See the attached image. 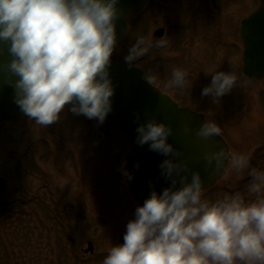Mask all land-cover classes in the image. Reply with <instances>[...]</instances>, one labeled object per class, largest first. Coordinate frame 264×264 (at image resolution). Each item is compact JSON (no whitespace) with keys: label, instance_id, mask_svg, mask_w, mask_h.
<instances>
[{"label":"clouds","instance_id":"obj_1","mask_svg":"<svg viewBox=\"0 0 264 264\" xmlns=\"http://www.w3.org/2000/svg\"><path fill=\"white\" fill-rule=\"evenodd\" d=\"M118 3L0 0V43L8 46L11 57L4 69L18 78L15 102L37 125L57 122L68 106L76 115L106 121L115 94L109 66L118 47ZM167 43L166 38L155 43L138 38L124 62L131 68L153 47ZM206 73L211 84L202 95L217 104L239 81L235 70ZM146 80L156 83L153 75L147 74ZM189 86L188 73L181 68L174 69L165 84L169 89ZM183 131L187 135L193 129L185 125ZM136 132L138 145L169 157L160 168L171 186L162 193L152 191L137 206L123 244L112 246L103 264H264V168L252 166L251 154L227 147L204 155L212 176L246 173L250 178L245 192L211 201L201 172L193 171L182 159L185 154L169 143L174 134L170 125L152 119ZM196 135L211 140L222 137L223 131L206 116Z\"/></svg>","mask_w":264,"mask_h":264},{"label":"rangeland","instance_id":"obj_2","mask_svg":"<svg viewBox=\"0 0 264 264\" xmlns=\"http://www.w3.org/2000/svg\"><path fill=\"white\" fill-rule=\"evenodd\" d=\"M218 1L232 12L234 24L240 19V13L245 15L243 2ZM208 3L207 0H161V4L157 3V7L154 5L146 15L135 20L113 58L125 63L124 57L138 38H150L155 43V30L173 27L169 44L153 47L151 55L148 53L149 56L145 55L137 62L146 60L157 80L161 77L169 80L170 68H181L187 73L188 68L197 69L202 63L198 60L215 45V39L207 36L214 20L205 15L204 19L192 24L191 15L201 4ZM231 40V55L222 60L225 51L217 49L216 65L196 77L199 93L195 94L194 108L207 113L208 118L222 128L231 150L250 153L252 166L264 168V80L251 82L247 79L242 71L240 46L234 43L236 39ZM225 50L230 51L226 47ZM213 70H235L239 76L237 86L219 104L202 95L203 89L211 84V76L206 72ZM166 89L180 100L176 89ZM190 92L185 88L181 94L189 96ZM130 151L128 138L101 130L84 115L73 116L70 106L57 122L45 127L37 125L31 118L0 123V178L9 181L7 192L0 196V203L16 197L19 190L17 172L20 170L28 198L15 206L21 212L24 208L29 210L26 204L30 199L36 203L39 200L61 222L57 221L59 228L47 224V230L35 232L32 224L30 228L34 233L28 237V241L32 238L29 243L20 236L21 240L8 245L11 251L15 249L18 253L19 260L11 263L103 264L108 250L123 244L126 225L135 218V210L140 206L125 180V162ZM117 165L118 173L115 171ZM249 179L246 173L238 177L229 173L205 196L215 201L238 191L245 192ZM89 243L93 251L86 254Z\"/></svg>","mask_w":264,"mask_h":264},{"label":"water","instance_id":"obj_3","mask_svg":"<svg viewBox=\"0 0 264 264\" xmlns=\"http://www.w3.org/2000/svg\"><path fill=\"white\" fill-rule=\"evenodd\" d=\"M147 3L148 0H119L117 44L126 38L130 20L141 13ZM162 34L163 30H159L155 35L162 37ZM241 36L245 47L244 73L252 81L261 80L264 78V0H261L259 9L243 21ZM7 47L0 43V121L28 117L15 102L17 92L14 83L18 78L4 69V64L11 60ZM109 73L115 94L111 98L112 111L103 125L125 134L131 141L132 151L127 159L126 172L133 178L129 179L127 175V181L134 198L141 206L152 191L162 193L171 186V182L161 175L160 168V164L169 157L151 151L148 145L140 146L136 142L137 127L148 120L164 122L174 129L169 143L185 154L182 159L188 161L193 171L201 172L207 189L223 177L211 175L204 155L220 148H229V145L222 137L205 140L196 135L206 119L205 116L190 108H180L168 95L147 82L145 72L140 67L130 68L111 60ZM137 115L140 116L139 121ZM185 125L193 129L191 134L184 133ZM6 188L7 181L0 179V194H3ZM92 251L93 246L89 243L87 253Z\"/></svg>","mask_w":264,"mask_h":264},{"label":"flooded vegetation","instance_id":"obj_4","mask_svg":"<svg viewBox=\"0 0 264 264\" xmlns=\"http://www.w3.org/2000/svg\"><path fill=\"white\" fill-rule=\"evenodd\" d=\"M165 1V0H164ZM206 1V0H203ZM209 3L208 4H201L197 11H192V19H193V23L200 21L201 19H204V16L207 15V18L210 16L211 19L214 20V22H212V27L210 29V32L208 33V37L211 38V36L213 37V39H215V45L213 46L212 50L210 52H205L201 58L198 60V62L200 61V65L197 69L195 68H188V80L190 81V86L187 87L189 88V92L191 94H189V96H186L185 93L181 94V89H176L174 91L179 93V99L177 100L176 97H174L173 95H171L170 93H168V90L165 87V84L168 80H166L164 77H161L159 80H161L162 83V89L164 92H166L167 94H169L170 96H172V98L177 101L179 103L180 106L182 107H191L195 110H197L196 108H194V99L196 97V92L199 93V83L198 79H196L197 76H199L201 73H204V71L208 70L210 67L216 65V53L220 50L223 49L225 52L221 55L222 60H224L225 58H228V56L231 55V49H230V45L229 41L232 39H236L235 42H237V47L240 46V51L239 54L243 53V46L242 44V40L240 37V29H241V24L243 22L244 19H246L250 14H252L254 11L257 10L260 1L261 0H236L237 2H243L242 5L246 6L245 9L243 10V13H245L244 16L241 15L240 13V19L238 21H236V24H234V22L232 21V12L224 5H220L218 0H207ZM229 3L230 1H234V0H227ZM157 3L161 4V0H150V6L151 8L155 5V7H157ZM166 3V2H165ZM231 5V4H230ZM237 6V4H235ZM232 6V5H231ZM236 6L233 5L234 9H236ZM150 8V9H151ZM211 8V9H210ZM208 13H204L207 12ZM211 12V13H210ZM162 28V27H161ZM165 31L162 34V37L160 39L166 38L168 39V43L169 44V38L170 36L173 34V27H166L163 28ZM233 35V38H232ZM231 40V41H232ZM181 44V43H180ZM229 44V45H228ZM185 46H187V43H184ZM226 48H229V52H227V50H225ZM217 49H219L218 51H216ZM150 55H151V51H149ZM209 53H212V55L210 56ZM149 56V55H148ZM212 60V61H211ZM197 62V63H198ZM183 66V63H181ZM196 67V66H195ZM149 68V67H148ZM165 69L166 71L169 69L166 65ZM170 70L173 71V69L170 68ZM149 75H153L152 71L149 69L148 70ZM154 76V75H153ZM196 86V88H195ZM198 111V110H197ZM204 115H206L207 113L201 112ZM76 115L73 113V116ZM207 116V115H206ZM86 118V117H85ZM100 128V127H99ZM101 129V128H100ZM102 130V129H101ZM117 169H115V171L118 173L119 171V166H116ZM113 170V172H115Z\"/></svg>","mask_w":264,"mask_h":264},{"label":"trees","instance_id":"obj_5","mask_svg":"<svg viewBox=\"0 0 264 264\" xmlns=\"http://www.w3.org/2000/svg\"><path fill=\"white\" fill-rule=\"evenodd\" d=\"M136 65L143 67L146 71L148 69V64H146V60L144 59H141ZM19 177L23 178L21 172L19 173ZM240 191H242V188ZM20 193L21 196L17 194L15 198L11 200L6 199L0 203V261L2 262L5 260L7 261L6 264H12V260H19L18 253H16L15 249L11 251L8 245L12 246L14 241L21 240L20 236H24V240L26 241L35 231L47 230V224H52L56 227L59 226L50 215L48 207L46 209L40 203H34L32 200L28 201V204H26L29 210L24 208L20 212L19 207L15 205L22 203V200L25 201L27 197L23 189L20 190ZM40 213H42V216ZM32 224L35 226L34 232L30 228ZM49 231H51V229H49ZM31 239L32 238H30L29 241ZM29 241L27 240L28 243ZM1 262L0 264H2Z\"/></svg>","mask_w":264,"mask_h":264}]
</instances>
